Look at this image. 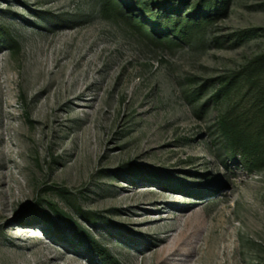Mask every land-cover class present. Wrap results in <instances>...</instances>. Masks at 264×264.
Segmentation results:
<instances>
[{
	"label": "rangeland",
	"instance_id": "rangeland-1",
	"mask_svg": "<svg viewBox=\"0 0 264 264\" xmlns=\"http://www.w3.org/2000/svg\"><path fill=\"white\" fill-rule=\"evenodd\" d=\"M0 264H264V0H0Z\"/></svg>",
	"mask_w": 264,
	"mask_h": 264
},
{
	"label": "trees",
	"instance_id": "trees-1",
	"mask_svg": "<svg viewBox=\"0 0 264 264\" xmlns=\"http://www.w3.org/2000/svg\"><path fill=\"white\" fill-rule=\"evenodd\" d=\"M231 140L233 143H235V147L240 148L242 150L248 149L247 140L243 139L242 141L237 140L234 135H231ZM247 142V143H246Z\"/></svg>",
	"mask_w": 264,
	"mask_h": 264
}]
</instances>
